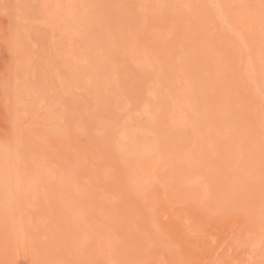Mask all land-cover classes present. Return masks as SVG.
<instances>
[{
  "label": "rangeland",
  "instance_id": "374dc122",
  "mask_svg": "<svg viewBox=\"0 0 264 264\" xmlns=\"http://www.w3.org/2000/svg\"><path fill=\"white\" fill-rule=\"evenodd\" d=\"M0 264H264V0H0Z\"/></svg>",
  "mask_w": 264,
  "mask_h": 264
},
{
  "label": "bare ground",
  "instance_id": "6f19581e",
  "mask_svg": "<svg viewBox=\"0 0 264 264\" xmlns=\"http://www.w3.org/2000/svg\"><path fill=\"white\" fill-rule=\"evenodd\" d=\"M232 5V4H231ZM129 9V8H128ZM207 17V16H206ZM193 24V23H192ZM214 24H215V22H214ZM255 24V23H254ZM84 27V26H83ZM193 28V27H192ZM82 36V35H81ZM107 52V51H106ZM117 63V62H116ZM23 64V63H22ZM222 64V63H221ZM131 65V64H130ZM242 65V64H241ZM120 66V65H119ZM28 70V69H27ZM32 70V69H31ZM224 70V69H223ZM128 72V71H127ZM194 72V71H193ZM17 73V72H16ZM126 74V73H125ZM226 75V74H225ZM222 76H223V74H222ZM85 77V76H84ZM176 78V77H175ZM139 81H141V80H139ZM138 82V81H137ZM26 83V82H25ZM141 86H142V84H141ZM137 87V86H136ZM148 90V89H147ZM33 91V90H32ZM61 91V90H60ZM101 91V90H100ZM106 93V92H105ZM146 93V92H145ZM132 94V93H131ZM137 95V94H136ZM47 99V98H46ZM20 100V99H19ZM87 101V100H86ZM155 104V103H154ZM100 106V105H99ZM185 107V106H184ZM208 107V106H207ZM109 112V111H108ZM83 114V113H82ZM211 117V116H210ZM100 119H101V117H100ZM169 122V121H168ZM218 123V122H217ZM91 124H93V123H91ZM142 128V127H141ZM260 132V131H259ZM89 139V138H88ZM7 140H9V139H7ZM95 141V140H94ZM107 144V143H106ZM101 145V144H100ZM10 146V145H9ZM90 146V145H89ZM92 146V145H91ZM178 149V148H177ZM85 152H86V150H85ZM171 152V151H170ZM38 155V154H37ZM17 176V175H16ZM11 179V178H10ZM24 179V178H23ZM11 182V181H10ZM189 182V181H188ZM24 183V182H23ZM190 184V183H189ZM70 185V184H69ZM43 186V185H42ZM235 189V188H234ZM61 193V192H60ZM12 196V195H11ZM24 196V195H23ZM122 211V210H121ZM120 211V212H121ZM38 213V212H37ZM128 214V213H127ZM51 215V214H50ZM124 217V216H123ZM20 218V217H19ZM125 219V218H124ZM56 221V220H55ZM106 224V223H105ZM42 226V225H41ZM83 231V230H82ZM1 235H3V234H1ZM7 237V236H6ZM43 237V236H42ZM96 237V236H95ZM116 238V237H115ZM20 239V238H19ZM21 240V239H20ZM124 240V239H123ZM122 240V241H123ZM97 242V241H96ZM124 244V243H123ZM122 244V245H123ZM43 245V244H42ZM124 246V245H123ZM54 247H56V246H54ZM77 247V246H76ZM111 247V246H110ZM119 247V246H118ZM50 249V248H49ZM123 249H125V248H123ZM130 249V248H129ZM127 250V249H126ZM125 250V251H126ZM123 252V251H122ZM133 252V251H132ZM29 254V253H28ZM47 255V254H46ZM59 256V255H58ZM142 256V255H141ZM43 257V256H42ZM98 257V256H97ZM79 259V258H78ZM77 259V260H78ZM61 260V259H60ZM65 261V260H64ZM63 261V262H64ZM67 261V260H66ZM17 263V262H16Z\"/></svg>",
  "mask_w": 264,
  "mask_h": 264
}]
</instances>
